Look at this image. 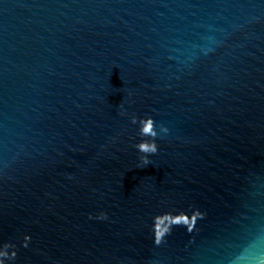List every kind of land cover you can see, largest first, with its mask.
I'll return each mask as SVG.
<instances>
[{"label":"water","instance_id":"water-1","mask_svg":"<svg viewBox=\"0 0 264 264\" xmlns=\"http://www.w3.org/2000/svg\"><path fill=\"white\" fill-rule=\"evenodd\" d=\"M0 264H264V0H0Z\"/></svg>","mask_w":264,"mask_h":264},{"label":"clouds","instance_id":"clouds-1","mask_svg":"<svg viewBox=\"0 0 264 264\" xmlns=\"http://www.w3.org/2000/svg\"><path fill=\"white\" fill-rule=\"evenodd\" d=\"M132 122L136 123V120L133 118ZM144 131H147V129H144ZM134 147H137L138 152H145V155L141 156L140 159L143 162V164L147 165L149 163V161L147 159V150L143 147V143H141L138 146H134ZM155 152H156V148H155V146H153L151 148V153H155ZM104 218L106 219L107 217L105 216Z\"/></svg>","mask_w":264,"mask_h":264}]
</instances>
